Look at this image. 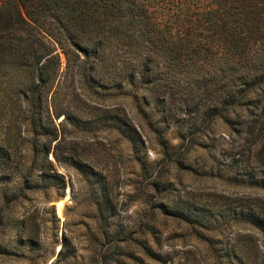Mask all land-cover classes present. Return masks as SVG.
<instances>
[{"label":"trees","instance_id":"16d2710c","mask_svg":"<svg viewBox=\"0 0 264 264\" xmlns=\"http://www.w3.org/2000/svg\"><path fill=\"white\" fill-rule=\"evenodd\" d=\"M61 66L86 86L148 90L163 121L183 112L196 125L221 119L251 133L258 117L264 127V0H0V166L17 153L23 126L31 133L28 169H39V176L57 187H62L61 176L49 171L46 143H37L36 135H55L43 103ZM94 115L66 112L64 118L79 127L108 120L136 153L139 135L121 107ZM155 131L162 155L178 162L176 145ZM177 137L181 141L185 133L178 130ZM257 152L244 160L239 174L264 189V175L253 174L264 172V154ZM61 159L87 179L101 175L79 156ZM137 159L148 183L162 188L163 182L150 177ZM210 205L156 204L168 215L213 228L218 218H205V212L220 205ZM228 208L233 219L253 231L235 234L222 250L208 241L211 250L227 257L225 264H264V201Z\"/></svg>","mask_w":264,"mask_h":264},{"label":"rangeland","instance_id":"374dc122","mask_svg":"<svg viewBox=\"0 0 264 264\" xmlns=\"http://www.w3.org/2000/svg\"><path fill=\"white\" fill-rule=\"evenodd\" d=\"M43 105L55 135L36 139L46 143L48 169L61 176L62 187L39 176V169H28L31 133L21 126L17 153L0 166V264H225L227 257L216 256L208 241L222 250L235 234L253 231L233 219L228 207L264 201V189L239 174L246 158L259 150L264 154L259 117L252 122L253 134L221 119L196 125L183 112L163 121L148 90L86 86L78 77L70 79L63 66ZM114 106L137 130L136 153L108 120L79 127L64 118L66 112L95 116ZM155 130L176 145L178 162L162 155ZM178 130L185 133L181 141ZM67 154L88 160L100 172L98 180L61 159ZM137 158L150 177L163 182L162 188L148 183ZM158 202L220 205L218 211L205 212V218L218 219L215 227L203 228L168 215Z\"/></svg>","mask_w":264,"mask_h":264},{"label":"bare ground","instance_id":"6f19581e","mask_svg":"<svg viewBox=\"0 0 264 264\" xmlns=\"http://www.w3.org/2000/svg\"><path fill=\"white\" fill-rule=\"evenodd\" d=\"M60 206V205H59ZM57 209H58V207H57Z\"/></svg>","mask_w":264,"mask_h":264}]
</instances>
